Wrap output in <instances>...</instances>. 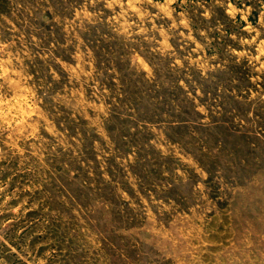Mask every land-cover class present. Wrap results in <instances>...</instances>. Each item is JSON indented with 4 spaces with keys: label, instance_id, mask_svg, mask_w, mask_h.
Wrapping results in <instances>:
<instances>
[{
    "label": "rangeland",
    "instance_id": "1",
    "mask_svg": "<svg viewBox=\"0 0 264 264\" xmlns=\"http://www.w3.org/2000/svg\"><path fill=\"white\" fill-rule=\"evenodd\" d=\"M0 264H264V0H0Z\"/></svg>",
    "mask_w": 264,
    "mask_h": 264
}]
</instances>
